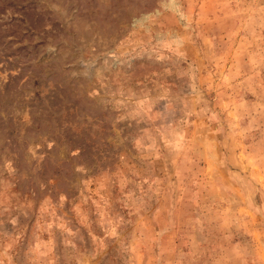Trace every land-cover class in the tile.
<instances>
[{
  "label": "rangeland",
  "instance_id": "374dc122",
  "mask_svg": "<svg viewBox=\"0 0 264 264\" xmlns=\"http://www.w3.org/2000/svg\"><path fill=\"white\" fill-rule=\"evenodd\" d=\"M0 264H264V0H0Z\"/></svg>",
  "mask_w": 264,
  "mask_h": 264
}]
</instances>
